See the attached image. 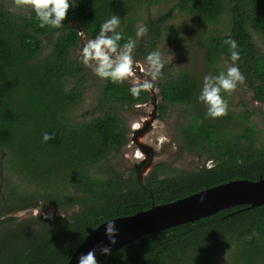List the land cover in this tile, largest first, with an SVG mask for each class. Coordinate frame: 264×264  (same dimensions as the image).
<instances>
[{"label": "trees", "instance_id": "obj_1", "mask_svg": "<svg viewBox=\"0 0 264 264\" xmlns=\"http://www.w3.org/2000/svg\"><path fill=\"white\" fill-rule=\"evenodd\" d=\"M161 2L73 0L64 26L54 29L41 27L30 8L0 0V264H67L108 220L231 181L264 179V0H170L156 12ZM112 14L122 19L121 44L137 40L136 62L162 53L165 40L182 50L176 14L202 24L195 42L212 75L233 63L223 41L230 35L238 42L246 81L223 93L224 117L207 116L200 83L185 69L165 63L156 81L157 118L174 119L177 149L198 160L196 170L158 163L140 179L139 171L125 175L111 165L128 143L124 115L151 100L150 92L133 97L127 82L103 80L80 60L81 37L93 39ZM140 25L148 28L143 37ZM44 133L54 139L44 142ZM50 207L59 215L42 219ZM27 210L38 215L16 216ZM99 264H264V205L142 236Z\"/></svg>", "mask_w": 264, "mask_h": 264}, {"label": "clouds", "instance_id": "obj_2", "mask_svg": "<svg viewBox=\"0 0 264 264\" xmlns=\"http://www.w3.org/2000/svg\"><path fill=\"white\" fill-rule=\"evenodd\" d=\"M17 8H30L40 21V26H50L58 29L64 26L68 12L75 4L73 0H13ZM122 23L119 15L112 14L100 27L99 32L93 39L87 40L80 52V60L85 67L91 68L94 74L103 79L110 80L113 84L123 85L125 82L131 84L130 92L133 97H139L141 92H149L155 89V82L163 78L165 60L160 51H152L146 56L147 67L145 78H135L136 61L134 50L137 40L128 37L126 42L121 31H118ZM146 25H140L137 29V37L147 35ZM228 46L230 59L233 62L226 71L218 75H205L200 93L197 97L207 108V116L213 119L228 115L229 104L223 93H234L238 85L245 83L246 77L237 66L241 60L238 42L231 38L223 41ZM54 139V134L44 133L43 141ZM203 202V198H201ZM112 221V220H111ZM108 221L105 234L112 245L117 243L115 237L118 231L113 222ZM101 254L110 255L109 247H101ZM78 264H98L96 250H90L78 257Z\"/></svg>", "mask_w": 264, "mask_h": 264}, {"label": "rangeland", "instance_id": "obj_3", "mask_svg": "<svg viewBox=\"0 0 264 264\" xmlns=\"http://www.w3.org/2000/svg\"><path fill=\"white\" fill-rule=\"evenodd\" d=\"M169 2L170 0H162L155 11H165V8L170 5ZM172 25L178 29L179 35L183 38V48L178 53L174 49L173 42H166L165 40L162 45L163 48L160 47V50H163L162 55L165 63L171 67H181L190 72L199 81L201 90L204 76L211 74L203 59V53L195 42L202 24L195 18L176 14L172 20ZM86 41V38L81 37V48ZM146 67V62H136V79L145 78ZM127 83L131 86L129 82ZM156 96L155 82V89L151 91V100L144 105L136 106L124 115L129 131L128 143L121 156L111 162V165L125 175L134 169L139 171V177L142 179L158 163H165L172 168L185 171H194L199 166L195 157L177 149V142L171 132L174 119L169 118L160 121L157 118L159 98ZM244 100L249 101L250 95L246 94ZM253 107L259 108L260 105L253 104ZM261 110L264 111V108ZM31 214L36 216L38 212L27 210L17 213L16 216L28 217ZM57 215L59 213L50 207L41 213V218L51 220Z\"/></svg>", "mask_w": 264, "mask_h": 264}, {"label": "water", "instance_id": "obj_4", "mask_svg": "<svg viewBox=\"0 0 264 264\" xmlns=\"http://www.w3.org/2000/svg\"><path fill=\"white\" fill-rule=\"evenodd\" d=\"M263 205L264 179L256 182L231 181L133 216L108 220L118 231L114 245L105 234L108 221L102 223L77 247L67 264H78V257L93 249L99 264L108 256L101 254V247H109L112 253L142 236L193 223L228 208L254 209Z\"/></svg>", "mask_w": 264, "mask_h": 264}, {"label": "built area", "instance_id": "obj_5", "mask_svg": "<svg viewBox=\"0 0 264 264\" xmlns=\"http://www.w3.org/2000/svg\"><path fill=\"white\" fill-rule=\"evenodd\" d=\"M151 93V91H149Z\"/></svg>", "mask_w": 264, "mask_h": 264}]
</instances>
